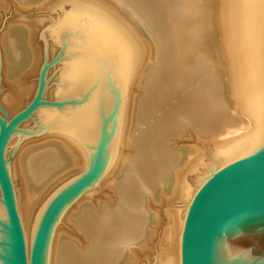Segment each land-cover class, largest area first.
<instances>
[{
  "label": "bare ground",
  "instance_id": "bare-ground-1",
  "mask_svg": "<svg viewBox=\"0 0 264 264\" xmlns=\"http://www.w3.org/2000/svg\"><path fill=\"white\" fill-rule=\"evenodd\" d=\"M67 1L0 0V8L13 7L21 16L0 32V103L9 116L30 101V78L39 63V21L25 19V12L52 11ZM82 1L112 11L137 31L140 59L116 160L58 216L48 264H180L194 185L189 176L197 179L211 167L213 154L253 127L236 89L229 0ZM184 138L200 143L180 145ZM201 145L210 147L208 163ZM85 169L80 148L54 133L22 140L11 157L28 263L37 210ZM150 248L153 263L143 257Z\"/></svg>",
  "mask_w": 264,
  "mask_h": 264
},
{
  "label": "water",
  "instance_id": "water-1",
  "mask_svg": "<svg viewBox=\"0 0 264 264\" xmlns=\"http://www.w3.org/2000/svg\"><path fill=\"white\" fill-rule=\"evenodd\" d=\"M228 5L236 89L253 127L213 154L211 167L196 179L180 234V264H264V0ZM40 39L45 60L36 94L10 118L0 107V264H48L58 216L116 160L140 59L137 31L82 0L50 11ZM29 118L30 127H17ZM44 133L77 145L86 169L37 210L28 263L10 161L22 140Z\"/></svg>",
  "mask_w": 264,
  "mask_h": 264
},
{
  "label": "rangeland",
  "instance_id": "rangeland-1",
  "mask_svg": "<svg viewBox=\"0 0 264 264\" xmlns=\"http://www.w3.org/2000/svg\"><path fill=\"white\" fill-rule=\"evenodd\" d=\"M0 9H1L0 10V18H1L0 19V28L2 27L0 29V32H1L2 29H4V26H5V24L7 22L11 21L12 19L13 20H16L17 17L19 18L21 16H19L18 13H15L16 11L13 9V7H10V8L5 9V10H3L2 8H0ZM35 12L36 11H27V12H25V17H24L25 19H30V20H33L34 19V21H35V19H37V21H39V22H37V30H36V35H35V42H36V44L38 46V49H39V63H38V67H37L36 73L34 75H32V77L30 78V84L33 85V92H32L31 97L29 99L30 101L33 99L34 95L36 94L38 80H39V71H40V68H41L44 60H45V54H44L43 47H42V42H41V39H40V33H41V31L45 30V28L47 27L48 13L50 11L42 10V11H39V12H36V13ZM5 16H8V17L5 18ZM1 52L2 51L0 49V62H1V64H0V97L3 94V92H4V84H3L4 82H3V79H2L3 63H2V59H1L2 58L1 57L2 56V53ZM30 101H28V103ZM28 103H26L25 105H27ZM0 105H1V103H0ZM24 106H23V108H24ZM1 107H2V109H4L2 105H1ZM21 109H19V110H21ZM6 113H7V111H6ZM0 115L3 116V112L1 110H0ZM7 117L10 118L11 116H9L8 113H7ZM32 124H33V120L31 118H29L27 120H22L18 124L17 127L18 128H28ZM179 142H180V145H184L185 143H186L185 145H192V143L195 144V145L196 144L199 145V143H200V141H197V140L195 141V139H192V138H188L187 140L184 138V139L180 140ZM182 142H183V144H182ZM201 148H202V151L204 152V160L207 163L210 162V157H211L210 147H207V146L205 147V145H203ZM195 181H196V179L194 177L189 176V182H190V184L193 185L195 183ZM97 194L98 195H96V196L98 197V196H101L102 193H97ZM96 196H95V198H97ZM176 207L178 208L179 205H177ZM180 208H181V206H180ZM163 209H165V207ZM152 245H154V244L152 243ZM152 251H153L152 248L146 249L144 251L145 252L144 253L145 255L143 254V257H147V259L145 261H149L150 260V257H152L150 261H151V263H153L152 259H153V255L154 254L151 253Z\"/></svg>",
  "mask_w": 264,
  "mask_h": 264
}]
</instances>
